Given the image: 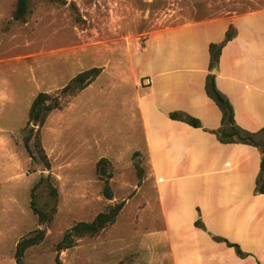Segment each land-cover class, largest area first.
I'll return each mask as SVG.
<instances>
[{
	"label": "rangeland",
	"instance_id": "rangeland-1",
	"mask_svg": "<svg viewBox=\"0 0 264 264\" xmlns=\"http://www.w3.org/2000/svg\"><path fill=\"white\" fill-rule=\"evenodd\" d=\"M16 6L17 0H0V201L13 198L18 208L0 217L35 226L23 237L37 243L25 250L22 264H160L159 216L140 214L144 175L138 177L134 164L142 167L143 159L126 151L128 106L115 101L129 49L138 50L154 30L259 11L264 0H27L22 20L14 19ZM92 68L101 73L88 86L60 94ZM39 92L58 95L60 106L37 133L40 149L34 145L38 127L30 126L29 154L25 125ZM132 92L126 85L124 96ZM100 158L109 161L112 200L103 196L105 181L96 173ZM37 183L43 224L28 206ZM121 202L113 224L59 249L76 223Z\"/></svg>",
	"mask_w": 264,
	"mask_h": 264
},
{
	"label": "crops",
	"instance_id": "crops-1",
	"mask_svg": "<svg viewBox=\"0 0 264 264\" xmlns=\"http://www.w3.org/2000/svg\"><path fill=\"white\" fill-rule=\"evenodd\" d=\"M230 26L235 35L211 73L209 46L222 44ZM127 69L115 101L128 106L126 151L143 159L140 214L159 216V263L264 264V194L255 191L263 155L251 145L218 141L212 131L221 111L205 92L214 74L236 125L264 129V9L154 30L138 50L129 49ZM143 77L151 86L140 85ZM126 85L131 96H124ZM171 113L189 115L200 127ZM16 205L3 198L0 215ZM34 228L0 217V264H17V243Z\"/></svg>",
	"mask_w": 264,
	"mask_h": 264
},
{
	"label": "trees",
	"instance_id": "trees-1",
	"mask_svg": "<svg viewBox=\"0 0 264 264\" xmlns=\"http://www.w3.org/2000/svg\"><path fill=\"white\" fill-rule=\"evenodd\" d=\"M27 10V0H17V6L14 13L15 20H22L25 17ZM235 35V30L232 26H230L225 34V39L222 44H210L209 46V55H210V65L209 68L212 69L218 62L221 49L224 44L230 41ZM101 73L100 68H92L81 73H78L75 77H73L70 82L61 89L60 94H73L78 91L83 90L86 86H88L94 79H96ZM205 92L209 98H211L218 108L221 111V122L220 127L217 130L212 131L213 134L217 137L218 141L223 144H233V143H241L254 146L259 148V143H264V129L260 130L257 133L248 132L239 126L236 125L234 120V110L229 100L221 94L215 85V76L214 74L209 73L205 80ZM58 95L51 96L44 92H39L34 99L32 100L25 128H30L31 125L37 126L34 145L35 147L40 149V139L37 136L40 128L44 125L46 118L50 112L55 109H58L60 106ZM170 118L175 120L183 121L189 124L192 127H200V123L197 119L180 113H171ZM34 128H30V133L24 138V145L26 150L29 153V141L32 137V132ZM30 154V153H29ZM134 157L139 154L135 152ZM109 161L106 158H100L96 163V173L97 175L103 179V196L108 199H113V192L109 185V180L111 179L110 172L107 171ZM137 175L141 178L144 175V169L141 167L139 162L134 164ZM38 183L31 189L30 191V209L32 213L37 217V221L39 224H43L45 222V214L43 211L39 210L34 201V189ZM255 191L258 193L264 194V156H262L260 163V170L256 178V187ZM123 207V202L114 205L107 212H101L97 214V216L91 222H78L71 229H69L63 236L61 242L58 244L59 249H68L72 247V243L74 242V238L82 237V236H94L105 229L107 226L113 224L115 222L116 217L118 216L120 210ZM198 224V222H197ZM37 243L36 237L32 238H22L16 246L15 249V260L17 264H22V257L25 250L28 247H31ZM238 253L242 254L238 249Z\"/></svg>",
	"mask_w": 264,
	"mask_h": 264
},
{
	"label": "built area",
	"instance_id": "built-area-1",
	"mask_svg": "<svg viewBox=\"0 0 264 264\" xmlns=\"http://www.w3.org/2000/svg\"><path fill=\"white\" fill-rule=\"evenodd\" d=\"M140 85L143 86V87H149V86H151V79L148 78V77H143L140 80Z\"/></svg>",
	"mask_w": 264,
	"mask_h": 264
},
{
	"label": "water",
	"instance_id": "water-1",
	"mask_svg": "<svg viewBox=\"0 0 264 264\" xmlns=\"http://www.w3.org/2000/svg\"><path fill=\"white\" fill-rule=\"evenodd\" d=\"M215 72H216V66H214L211 69V73H215ZM259 148H260L261 154L264 156V143L263 142L259 143Z\"/></svg>",
	"mask_w": 264,
	"mask_h": 264
}]
</instances>
